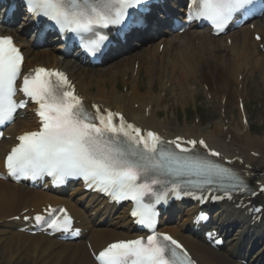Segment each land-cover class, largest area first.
Wrapping results in <instances>:
<instances>
[{"label": "snow or ice", "instance_id": "6c2138e0", "mask_svg": "<svg viewBox=\"0 0 264 264\" xmlns=\"http://www.w3.org/2000/svg\"><path fill=\"white\" fill-rule=\"evenodd\" d=\"M146 2L26 0L33 16L47 18L62 32L92 33V38L84 44L92 54L108 40L106 34L96 32L98 27H127L131 23L130 10ZM253 3L254 0H190L188 19L210 21L219 34L237 13L253 11ZM23 62L24 57L13 38L0 36V125L13 122L17 110L25 108L29 100L38 105L41 120L40 130L17 137L19 143L7 155L10 176L48 175L57 182L68 177L83 178L87 186L113 199L134 201L137 207L132 215L137 223L153 230L158 213L154 205L144 203L146 194H155L152 185L171 184L179 193L181 183L203 187L228 181L226 194L229 196L232 191L256 194L236 171L194 151L197 143L208 149L205 141L188 140L186 143L192 147L185 148L176 141L162 140L153 131L142 134V129L128 123L119 113L101 111L98 105L92 106L95 111L89 110L62 72L37 68L24 75L19 91L25 99L17 101V81L21 78ZM170 144L179 151L169 148ZM209 152L212 156L220 155ZM184 177L197 179L184 181ZM166 195L158 196L156 203L162 200L166 203ZM47 211V216L38 214L35 220L53 231L73 230V221L66 209ZM96 259L100 264H195L178 241L155 231L146 239L112 243Z\"/></svg>", "mask_w": 264, "mask_h": 264}, {"label": "bare ground", "instance_id": "6f19581e", "mask_svg": "<svg viewBox=\"0 0 264 264\" xmlns=\"http://www.w3.org/2000/svg\"><path fill=\"white\" fill-rule=\"evenodd\" d=\"M192 35L195 34L197 37L201 39V41L204 43L205 40H207L210 36H208L207 31H199L195 30L191 33ZM189 34L185 36L186 39H190L188 37ZM237 43L241 47V52L239 55L244 52L245 53V67L247 65H251V53H249V49L251 48V34L249 30L243 29L239 32H237ZM19 41H22V37L18 36ZM176 38H164L163 40L168 41V48H172V46L175 43ZM25 47L28 45L23 43ZM153 47V46H151ZM157 47V45H156ZM213 50H211V54L209 56L210 60L212 59V56H218L220 49L226 50V47L224 46L221 39H214L213 44ZM194 50V48L192 47ZM57 50V49H56ZM197 52L198 50L192 51V54L194 56L195 62H197ZM187 53L183 55H177L172 56L175 60V64H178L181 60L183 61L184 56ZM238 55L237 57H234L232 55H227L226 59V65L228 68H231V71H228V82L230 84H234V77L237 75L236 65L237 60L240 58ZM241 59V58H240ZM172 62V58L170 59ZM224 66V63L219 62L217 64L218 68H222ZM152 69V68H151ZM149 69V70H151ZM148 70V69H147ZM146 70V71H147ZM173 71V70H172ZM176 73L179 75V78L177 80H174L175 83L180 84L182 86L184 84V80L189 76L186 70H183L182 68L176 67L175 69ZM254 75V74H253ZM220 76V74H219ZM206 79V77H205ZM169 80V78L163 77V81ZM80 86L85 90V94L90 97L88 94V87L84 86L82 83H80ZM179 98L183 97L182 95H178ZM232 99H229L228 101H231ZM116 105V103H114ZM130 117L135 119L137 122H139L141 125L151 128V129H157L159 131H164L167 133V135L171 136L173 133H181V129H175L173 130L169 126L168 121L161 122L157 119V116L153 114L151 119H146L144 117V113L140 112H131L129 114ZM25 124V123H23ZM26 125V124H25ZM214 126L212 129H209L208 131H204L199 127H185V135L191 136L193 133L196 136H206L210 143L214 146H217L221 148L224 152L233 155L232 150L236 149L240 152L241 156H246L250 161H247L248 165L250 167H253V172L247 171L248 174L254 175L257 173H264V138L255 139L254 137L242 133V130L239 128L238 124L234 127H230V131L228 135H232V140L229 144H225L222 141L223 138V124L220 122L218 124H213ZM253 140H256L258 143L256 144V147L253 145ZM9 145L7 143H1L0 144V151L7 152L9 149ZM256 151L262 156V160H256L251 158L250 152ZM260 164L262 166H260ZM264 181V179H263ZM15 196H24L25 199L28 202L33 201H41V202H47L49 200H53L54 198L44 195L40 192H30L29 190L25 188L18 187L16 185H11L5 182H0V198L1 200L8 201L9 197H15ZM56 204L64 202L62 199H55L54 200ZM234 214V215H233ZM231 213L228 210H225L223 216L224 220L230 222L233 220V223L236 225H239V216H236V213ZM3 220V218L0 217V221ZM124 226H129L130 222L124 217L123 218ZM186 222L187 220H184L182 223L177 226H171L166 229V231H173L174 234L181 237L185 240L187 245L193 250V254L195 257H197L202 263L204 264H235L232 261L233 255L236 254V252L233 249H229L225 254L213 252L208 247L204 246L201 241H199L196 238H192L186 233H184V228L186 229ZM219 223L221 225H224L222 221L220 220ZM109 234L110 240L108 241H114L117 238L124 239L125 237L129 236L128 233L125 232V234L120 233L122 231L117 230H111L107 231ZM259 232V231H258ZM105 231L95 234L94 237H98L102 240H106L105 237ZM240 233H243L246 235L247 230H243L241 227H239L238 235ZM256 235H248L246 237V250L249 249L251 244H254ZM107 241V242H108ZM255 245V244H254ZM253 245V246H254ZM231 255V256H230ZM248 255V254H246ZM0 264H95L90 258L89 252L86 250V247L82 245H64L61 247V244L58 242H55L51 239H46L42 236H39L37 238L28 236V235H22L19 233H1L0 232ZM264 258V250L259 249L256 254L253 255L252 259H254L252 264H262L261 261Z\"/></svg>", "mask_w": 264, "mask_h": 264}, {"label": "rangeland", "instance_id": "374dc122", "mask_svg": "<svg viewBox=\"0 0 264 264\" xmlns=\"http://www.w3.org/2000/svg\"><path fill=\"white\" fill-rule=\"evenodd\" d=\"M257 106V111H254L253 112V123L255 124V126L260 130H263L264 129V126L263 128H261V126L264 124L262 123V121L264 120V102H262L261 104V109L259 108L260 105H256ZM259 137H264V131H263V134L261 135L260 133V136ZM1 260V258H0ZM17 264V262H16ZM21 264V263H20Z\"/></svg>", "mask_w": 264, "mask_h": 264}]
</instances>
